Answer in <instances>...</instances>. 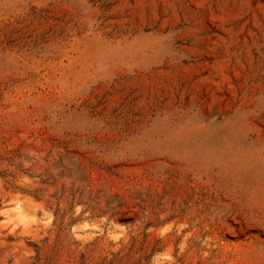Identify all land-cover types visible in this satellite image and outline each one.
I'll return each instance as SVG.
<instances>
[{"label": "rangeland", "instance_id": "rangeland-1", "mask_svg": "<svg viewBox=\"0 0 264 264\" xmlns=\"http://www.w3.org/2000/svg\"><path fill=\"white\" fill-rule=\"evenodd\" d=\"M0 264H264V0H0Z\"/></svg>", "mask_w": 264, "mask_h": 264}]
</instances>
